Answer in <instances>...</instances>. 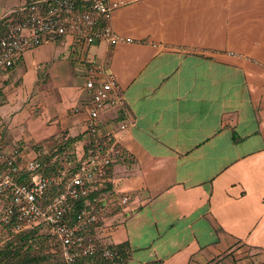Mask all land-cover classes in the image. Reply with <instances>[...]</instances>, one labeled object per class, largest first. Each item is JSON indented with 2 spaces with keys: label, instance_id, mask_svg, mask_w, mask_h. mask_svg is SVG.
Returning a JSON list of instances; mask_svg holds the SVG:
<instances>
[{
  "label": "crops",
  "instance_id": "1",
  "mask_svg": "<svg viewBox=\"0 0 264 264\" xmlns=\"http://www.w3.org/2000/svg\"><path fill=\"white\" fill-rule=\"evenodd\" d=\"M27 1L0 0V20L20 17ZM109 2L119 3L112 28L132 42L69 36L0 70V121L24 107L28 122L0 141L75 137L69 150L81 155L94 137L85 84L101 61L120 88L100 126H126L108 196L115 208L96 235L127 264H264V0ZM52 72L59 82L36 92L40 73Z\"/></svg>",
  "mask_w": 264,
  "mask_h": 264
},
{
  "label": "built area",
  "instance_id": "2",
  "mask_svg": "<svg viewBox=\"0 0 264 264\" xmlns=\"http://www.w3.org/2000/svg\"><path fill=\"white\" fill-rule=\"evenodd\" d=\"M117 6L119 3L111 4L109 0H28L20 17L7 18L4 23L0 20V70L12 67L17 57L30 48L69 36L79 37L87 44L132 42L133 39L121 36L110 24ZM90 70L96 77L90 76L85 84L91 94L87 126L98 134L99 145L65 178L66 173H44L37 155L0 141V196L6 198L1 201L0 227L9 224L14 233H19L42 224L50 225L52 234L62 241L67 264H76L84 257L90 258L84 264H127L125 253L96 235L115 208L109 197L87 199L85 208L77 212L73 221L68 216L77 202L88 197L95 182L108 178L110 165L120 153V128L126 126L123 123L118 129L112 125L101 128L102 112L120 83L101 61L92 60ZM21 171L29 174L28 182L17 180ZM58 186L63 191L51 198L50 193ZM128 200V196H122L120 204L125 205Z\"/></svg>",
  "mask_w": 264,
  "mask_h": 264
},
{
  "label": "trees",
  "instance_id": "3",
  "mask_svg": "<svg viewBox=\"0 0 264 264\" xmlns=\"http://www.w3.org/2000/svg\"><path fill=\"white\" fill-rule=\"evenodd\" d=\"M6 20L7 18H4L1 21L4 23ZM1 31H5L4 24L1 25ZM91 134L94 137L85 145L84 152L81 155L69 150L70 145L74 144L77 140L75 137H63L58 142L59 147L56 148L55 151L40 152L38 158L43 163L42 171L46 174L66 173L65 178H69V176L87 160L96 149L97 145H99L100 138L98 134L93 132H91ZM3 144L5 143L3 142ZM18 147L20 150H23L22 146ZM118 148L120 155L123 151L120 146ZM117 157L110 165L107 175L108 178L103 182H95V186L93 185V187L90 188L88 197L81 199L73 206L72 210L69 211L68 216L70 220L73 221L77 212L85 208L87 199L91 201L94 199L102 200L114 193L111 176L113 165L117 162ZM69 162L71 164H69ZM17 180L19 182H28L29 174L21 171L18 174ZM62 191L63 187L58 186L50 193V197L52 198ZM5 200L6 198L4 196H0V202ZM92 231L95 232V229L93 228ZM37 241L40 242L38 243L40 246L38 250H36ZM45 247H47L49 251H47ZM116 249L123 253L120 248L116 247ZM89 260L90 258L84 257L76 264H84ZM55 261L59 264H67L63 257L62 241L57 235L52 234L50 225L42 224L19 233H14L12 231V226L9 224L0 227V264H56Z\"/></svg>",
  "mask_w": 264,
  "mask_h": 264
},
{
  "label": "rangeland",
  "instance_id": "4",
  "mask_svg": "<svg viewBox=\"0 0 264 264\" xmlns=\"http://www.w3.org/2000/svg\"><path fill=\"white\" fill-rule=\"evenodd\" d=\"M54 70L55 69H53V71ZM51 74H52L51 76H53V78H51V76H50V77H47V78L44 79V76L40 73V78L42 80L39 78L40 80L38 81V83L36 84V87H35L36 92L38 90L42 89V87L44 89H46V90H49L50 87H52V85L55 84L56 81L59 82L58 80H56V77H57L56 75L57 74H55L54 72H52ZM25 76H27V75H25ZM29 76L31 77L32 75H29ZM30 77H27V80L28 81L25 84L28 87L30 85H32L33 82H34V81H32V79ZM28 90L29 89H25V91H28ZM33 90H34V87H33V89L31 91L30 90L29 91L32 92ZM5 98H7V96H4V94L2 92V88H0V104L6 102V100L8 101V99H5ZM29 102H31V101H29ZM26 104H28V103H26ZM26 115H27V110L23 107L18 114L11 115L9 117V119L4 117L2 119V121H0V139L3 138V137H6V133H7L8 129H9L10 133L13 134V132H14V135L16 137L19 134L18 129L20 128V124L23 121H24V124H27L28 123L27 120H26ZM26 126L28 127L29 125H26ZM12 142H13V144L11 146L9 144L5 143V142H4L5 143L4 145H6L8 147H18V146H22V147L25 148L26 153H28L29 155H33L35 151L38 152L37 150L41 149L42 147L44 149H47L48 150L47 152H49V151L50 152L55 151V149L59 147V143H57V141H54V140H51V139L48 140V141H46V142H44V143H42V144H40V147L35 146V143H34L33 140H27V143L24 142L22 144H19V142H15V141H12ZM1 205L2 204L0 202V207H1ZM38 243H40V242L37 241V243H36V248L37 249L36 250H38L40 248V246H39ZM45 249L47 251H49L47 247H45ZM55 262H56V264H59L57 261H55Z\"/></svg>",
  "mask_w": 264,
  "mask_h": 264
}]
</instances>
